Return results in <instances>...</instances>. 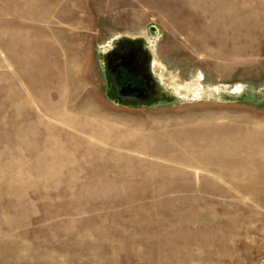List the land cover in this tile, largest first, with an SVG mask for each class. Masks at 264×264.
<instances>
[{
  "label": "rangeland",
  "instance_id": "rangeland-1",
  "mask_svg": "<svg viewBox=\"0 0 264 264\" xmlns=\"http://www.w3.org/2000/svg\"><path fill=\"white\" fill-rule=\"evenodd\" d=\"M142 1L0 0V64L10 66L0 67L1 158L19 154L25 167L39 159L31 155L44 127L18 143L16 124L35 120L29 101L45 86V98L57 105L61 80L67 109L89 104L112 121L264 124V37L234 63L200 57L186 44L184 25L180 34L169 26L178 15L195 20L186 4ZM67 2L76 12L64 9ZM17 26L25 27L26 40L10 34ZM46 36L56 45L42 42ZM68 66L73 76L62 74ZM115 68L142 84L138 99L116 98ZM79 164L80 183L100 178L102 162ZM191 175L169 180L172 193L160 194L155 185L80 199L64 186L49 193L15 187L7 198L0 189V208L7 209V220L0 218V264H264V176L250 179L256 188L248 194L206 174Z\"/></svg>",
  "mask_w": 264,
  "mask_h": 264
},
{
  "label": "bare ground",
  "instance_id": "bare-ground-1",
  "mask_svg": "<svg viewBox=\"0 0 264 264\" xmlns=\"http://www.w3.org/2000/svg\"><path fill=\"white\" fill-rule=\"evenodd\" d=\"M174 1L186 4L195 20L189 18L185 21L178 15L169 22V26L180 34V25H184L186 44L200 57L226 59L234 63L243 58L242 55L251 49L256 40L264 37V0ZM64 6L67 11L77 10V6L70 2ZM147 7L154 9L155 5L151 3ZM160 9L164 12L168 10L164 6ZM58 19L61 21L62 18ZM40 20L49 23L47 17ZM24 31L25 27L17 26L10 34L15 41H23L27 38ZM41 41L50 47L56 45L47 36ZM240 43L244 45L238 48ZM1 66L8 67V61L4 60ZM71 72L68 66L64 67L62 74L72 75ZM19 74L15 70L11 75L19 80ZM49 88L45 86L39 96L29 101L38 111L35 120L16 124L18 143L29 140L38 126L44 127V138L34 146L31 155L39 159H33L30 166L25 167L19 154L0 157V189L5 190L6 198L13 194L15 187L34 185L45 189V193L64 186L78 199L85 194L94 196L106 190L126 192L130 188L152 185L158 188L159 194L172 193L175 186L169 180L191 178V174H206L223 184L228 183L233 191L253 194L256 182L250 179L264 176V124L247 122L207 127L201 121L195 124L185 121L168 127L158 120L146 126L128 124L107 119L89 104L67 109L68 86L62 80L55 86L59 103L53 105L44 96ZM193 88L198 92L200 86ZM74 93L76 95L78 91ZM18 109V106L14 107L15 111ZM75 157L81 162L88 159L102 162L97 170L101 173L100 178L91 176L89 181L80 183L78 179L83 167L80 161L72 160ZM236 178L248 182L235 183L233 180ZM189 190L193 191V188ZM130 202L127 201L128 204ZM6 211L0 208L3 220H7ZM182 218L188 222L190 217Z\"/></svg>",
  "mask_w": 264,
  "mask_h": 264
},
{
  "label": "flooded vegetation",
  "instance_id": "flooded-vegetation-1",
  "mask_svg": "<svg viewBox=\"0 0 264 264\" xmlns=\"http://www.w3.org/2000/svg\"><path fill=\"white\" fill-rule=\"evenodd\" d=\"M113 79L115 82L114 89L116 98H139V93L136 91H140L141 87L139 85V80H137L134 75L126 72V70H121L120 68H115ZM120 86V87H119ZM140 89V90H139ZM121 98V99H122Z\"/></svg>",
  "mask_w": 264,
  "mask_h": 264
}]
</instances>
